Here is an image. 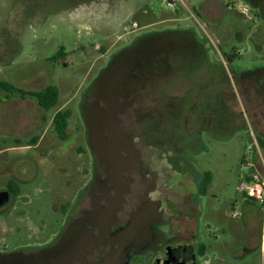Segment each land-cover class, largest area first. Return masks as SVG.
<instances>
[{
  "label": "rangeland",
  "instance_id": "1",
  "mask_svg": "<svg viewBox=\"0 0 264 264\" xmlns=\"http://www.w3.org/2000/svg\"><path fill=\"white\" fill-rule=\"evenodd\" d=\"M0 81L58 89L47 111L0 89V190L18 188L1 251L91 204L98 224L154 226L146 252L171 228L196 264H264V210L237 191L253 139L264 164V0H0Z\"/></svg>",
  "mask_w": 264,
  "mask_h": 264
},
{
  "label": "flooded vegetation",
  "instance_id": "2",
  "mask_svg": "<svg viewBox=\"0 0 264 264\" xmlns=\"http://www.w3.org/2000/svg\"><path fill=\"white\" fill-rule=\"evenodd\" d=\"M258 4L259 2H256L255 6ZM262 104L264 105V98ZM9 186L0 190L2 195L7 194L9 197L7 204L0 208V218L5 217L0 220V224H7V230L3 231L5 235L9 231L12 232L14 224H18L11 217L7 219V210L16 198ZM94 198L95 195L92 197V203ZM105 203L100 201L99 208L106 213L108 205ZM76 205L61 210L62 220L58 231L48 242L12 254L0 250V264H192L193 255L197 263L192 240L189 237L177 239L171 228L167 231L170 234L168 239L166 238L159 247L146 252V239L151 230L155 229L154 226L98 224L96 205L90 204L84 208ZM136 229H140L138 235L135 234ZM201 249L200 247L198 254L204 256Z\"/></svg>",
  "mask_w": 264,
  "mask_h": 264
},
{
  "label": "trees",
  "instance_id": "3",
  "mask_svg": "<svg viewBox=\"0 0 264 264\" xmlns=\"http://www.w3.org/2000/svg\"><path fill=\"white\" fill-rule=\"evenodd\" d=\"M65 57V51L63 48H60L58 52L51 57V61H57L60 58ZM0 89L6 91L10 96H17L21 100L25 99H34L38 106L44 110H49L54 107L58 102V89L49 85L44 88L42 91H26L20 88L15 87L14 85L0 81ZM70 118V111L61 110L57 111L53 116L52 122L54 131L57 137L64 141L67 139V123ZM212 176L210 172L203 173L200 181L198 182V191L201 195L206 194L209 185L211 184ZM9 188L12 189L13 193L17 195L18 188L13 183L9 184ZM204 246H202L201 253H204Z\"/></svg>",
  "mask_w": 264,
  "mask_h": 264
},
{
  "label": "built area",
  "instance_id": "4",
  "mask_svg": "<svg viewBox=\"0 0 264 264\" xmlns=\"http://www.w3.org/2000/svg\"><path fill=\"white\" fill-rule=\"evenodd\" d=\"M247 151L249 156L244 157L242 162L245 173L238 183L237 191L264 210V164L261 162V150L256 139H253L252 146Z\"/></svg>",
  "mask_w": 264,
  "mask_h": 264
},
{
  "label": "water",
  "instance_id": "5",
  "mask_svg": "<svg viewBox=\"0 0 264 264\" xmlns=\"http://www.w3.org/2000/svg\"><path fill=\"white\" fill-rule=\"evenodd\" d=\"M8 195L7 194H1L0 193V208L5 206L8 202ZM263 250H264V240H263ZM192 264H196V261H195V256L193 255V258H192Z\"/></svg>",
  "mask_w": 264,
  "mask_h": 264
},
{
  "label": "crops",
  "instance_id": "6",
  "mask_svg": "<svg viewBox=\"0 0 264 264\" xmlns=\"http://www.w3.org/2000/svg\"><path fill=\"white\" fill-rule=\"evenodd\" d=\"M263 240H264V239H263V237L261 236V241H260V242H261V248H262V249H263ZM204 248H205V250H204V254H205V252H206V247L204 246ZM247 249H248V248H245L244 251H247Z\"/></svg>",
  "mask_w": 264,
  "mask_h": 264
}]
</instances>
